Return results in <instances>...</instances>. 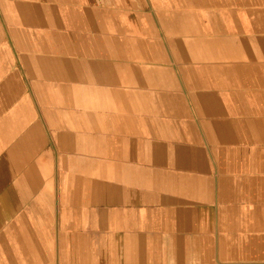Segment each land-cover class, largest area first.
Segmentation results:
<instances>
[{
    "label": "crops",
    "instance_id": "crops-1",
    "mask_svg": "<svg viewBox=\"0 0 264 264\" xmlns=\"http://www.w3.org/2000/svg\"><path fill=\"white\" fill-rule=\"evenodd\" d=\"M0 264H264V0H0Z\"/></svg>",
    "mask_w": 264,
    "mask_h": 264
}]
</instances>
